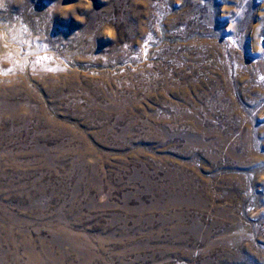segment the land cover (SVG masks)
<instances>
[{"label": "rangeland", "instance_id": "obj_1", "mask_svg": "<svg viewBox=\"0 0 264 264\" xmlns=\"http://www.w3.org/2000/svg\"><path fill=\"white\" fill-rule=\"evenodd\" d=\"M0 264H264V0H0Z\"/></svg>", "mask_w": 264, "mask_h": 264}, {"label": "bare ground", "instance_id": "obj_2", "mask_svg": "<svg viewBox=\"0 0 264 264\" xmlns=\"http://www.w3.org/2000/svg\"><path fill=\"white\" fill-rule=\"evenodd\" d=\"M2 45H3V44H2ZM11 50H12V49H11ZM6 52H7V51H6ZM1 53H2V50H1ZM3 53H4V52H3ZM3 53H2V54H3Z\"/></svg>", "mask_w": 264, "mask_h": 264}]
</instances>
